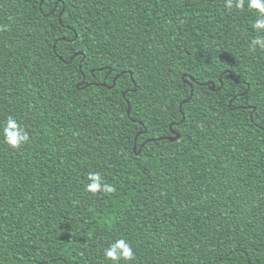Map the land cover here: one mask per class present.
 Segmentation results:
<instances>
[{
    "label": "trees",
    "instance_id": "1",
    "mask_svg": "<svg viewBox=\"0 0 264 264\" xmlns=\"http://www.w3.org/2000/svg\"><path fill=\"white\" fill-rule=\"evenodd\" d=\"M255 19L224 0H0V122L30 135L0 137V264H111L119 238L133 264H264ZM92 171L117 191L85 192Z\"/></svg>",
    "mask_w": 264,
    "mask_h": 264
},
{
    "label": "clouds",
    "instance_id": "2",
    "mask_svg": "<svg viewBox=\"0 0 264 264\" xmlns=\"http://www.w3.org/2000/svg\"><path fill=\"white\" fill-rule=\"evenodd\" d=\"M224 7L239 11L247 7L249 11L254 12L256 19L251 24V28L257 35L250 40L248 47L251 51L257 48L264 50V0H224ZM0 137L11 149H19L30 141L29 132L12 116L0 122ZM86 181L84 190L93 195L98 193L110 195L117 191L116 187L107 182L100 172H89ZM102 252L103 259L110 261L111 264H133L135 261L132 245L124 238L109 241Z\"/></svg>",
    "mask_w": 264,
    "mask_h": 264
},
{
    "label": "water",
    "instance_id": "3",
    "mask_svg": "<svg viewBox=\"0 0 264 264\" xmlns=\"http://www.w3.org/2000/svg\"><path fill=\"white\" fill-rule=\"evenodd\" d=\"M41 4H42V1H40V5H41ZM63 10H64V8L61 9V11H60V13H59V18H60V16H61ZM79 53H80V52H79ZM79 53H75L74 55H72L71 59H72L74 56H76L77 54H79ZM116 78H117V76L113 79L112 84H111V85H108V87H113ZM205 84H206L207 86H210V89H211V90H215V88H214V83H213V82H207V83H205ZM102 85H105V83H102ZM191 94H192V92L190 93L189 98L191 97ZM123 95H125V93H123ZM189 98L186 99L184 102H187V101L189 100ZM129 112H130V105H129V102H128L127 113L129 114ZM171 133L173 134V136H166V138L169 139V140H171V141H174V140L178 139L179 136H180L179 133L176 132V131L173 130V129H171ZM135 138H136V137H135ZM146 141H147V140H146ZM146 141H144V143H145ZM144 143H143V144H144Z\"/></svg>",
    "mask_w": 264,
    "mask_h": 264
},
{
    "label": "rangeland",
    "instance_id": "4",
    "mask_svg": "<svg viewBox=\"0 0 264 264\" xmlns=\"http://www.w3.org/2000/svg\"><path fill=\"white\" fill-rule=\"evenodd\" d=\"M112 82H113V79H112ZM112 84V83H111Z\"/></svg>",
    "mask_w": 264,
    "mask_h": 264
}]
</instances>
